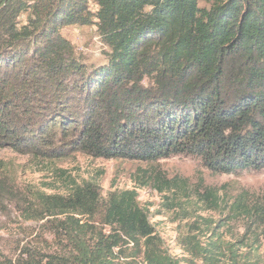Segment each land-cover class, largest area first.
I'll return each mask as SVG.
<instances>
[{
	"label": "trees",
	"instance_id": "16d2710c",
	"mask_svg": "<svg viewBox=\"0 0 264 264\" xmlns=\"http://www.w3.org/2000/svg\"><path fill=\"white\" fill-rule=\"evenodd\" d=\"M64 24L95 26L105 63H82ZM29 91L34 102L40 91L49 96L26 135L40 133L43 148L58 138L96 157L186 153L212 171L261 170L264 0H0V137L20 139L8 135L5 113L31 101ZM71 184L67 194L38 191L26 208L48 219L61 251L26 247L0 264H136L121 258L129 243L140 264H180L136 190L103 198L94 182ZM243 211L264 222V208ZM220 227L181 236L190 264H263L258 239L226 241Z\"/></svg>",
	"mask_w": 264,
	"mask_h": 264
},
{
	"label": "rangeland",
	"instance_id": "374dc122",
	"mask_svg": "<svg viewBox=\"0 0 264 264\" xmlns=\"http://www.w3.org/2000/svg\"><path fill=\"white\" fill-rule=\"evenodd\" d=\"M60 32L72 42L82 63H105L109 48L95 26L64 24ZM28 95L31 101H17L11 112L5 113L9 119L8 135L20 139L0 137V259L5 255L16 258L26 247L61 251L62 245L50 231L48 219H32L26 208L32 205L38 191L67 194L75 180L96 183L103 198L115 190H136L139 204L147 211L165 249L180 264H190L180 246L181 236H209L208 231L218 224L226 241L241 239L245 234L258 239L260 246L255 254L264 264V222L242 216L243 208H264V168L212 171L200 156L186 153L154 161L96 157L58 138L53 148H43L40 133L36 139H27L26 135L34 134L35 122L42 116V100L49 96L40 91L34 102L35 92L29 91ZM96 224L102 225L100 221ZM123 248L127 250L121 256L123 260L135 259L140 264L142 257L132 254L131 243Z\"/></svg>",
	"mask_w": 264,
	"mask_h": 264
}]
</instances>
